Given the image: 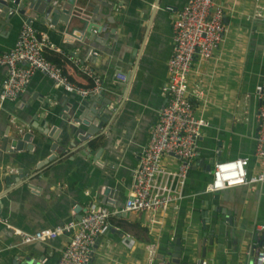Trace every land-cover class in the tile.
Here are the masks:
<instances>
[{"label": "crops", "instance_id": "0c3cea01", "mask_svg": "<svg viewBox=\"0 0 264 264\" xmlns=\"http://www.w3.org/2000/svg\"><path fill=\"white\" fill-rule=\"evenodd\" d=\"M187 1L159 0L157 10L162 15L158 17L154 9L157 0H115L118 24L107 25L106 30L111 28L112 33L98 32L91 40L92 47L84 42L88 35L62 21L51 23L44 13L38 15L43 17L42 22L38 17L33 19L32 25L53 44L45 53L58 58L70 80L81 86L92 81L84 70L89 68L102 86L94 94L101 92L108 98L115 115L105 132L82 146L66 127H58L60 118L50 110L61 107L67 97H83L67 94L41 72L32 75L15 100H0V216L5 220L0 222V264H19L26 255L37 264H55L69 232L47 241L23 243L13 228L34 232L65 226L77 220V205L86 210L90 204H100L98 193L104 185L119 189L121 194L129 192L139 155L148 141L149 127L156 123L165 103L161 87L167 79V61L172 52V14ZM165 6L171 10L163 9ZM215 7L224 13L223 41L209 58H195L187 78L188 88L197 86L204 91L194 107L207 125L198 140L200 155L191 163L182 198L176 208H169L164 215L145 211L129 213L133 217L122 215L130 225L121 230L111 224L107 232L99 234L88 264H149V243L156 245V260L168 264L170 256L166 252L172 251L176 239L181 247V261L195 263L201 258L203 246L202 213L207 208L209 216L220 217L221 213L213 209L217 203L229 213L224 215L230 220L220 227L217 237L211 236L212 245L207 238L203 264H254V246L264 241V184L232 186L218 191L215 198V192L206 191L212 175L205 166L248 157L249 174L263 168L254 150L257 90L264 81V0H215ZM81 13L91 15L88 8ZM24 22L25 17L18 15L12 24L2 27L0 52L14 46ZM104 23L106 19L101 18L99 28ZM107 35L112 39L104 40ZM133 50L139 52L140 62L134 67L129 94L119 99L116 86L125 80L118 76H128ZM71 58L78 64L74 65ZM5 77L6 69L0 67V91ZM50 115H54L52 120H47ZM17 127L33 134L32 143L44 140L47 155L52 153L48 150L50 144L57 145L56 160L40 167L42 173L38 177L20 187L12 182L10 187L4 180L8 174L16 175L19 169L29 167L24 174L29 178L38 170L33 164L22 162L26 151L8 152L3 148ZM75 142L77 146H71ZM43 157L37 158L38 164H42ZM163 166L176 169L178 160L165 157ZM4 192L9 193L1 196ZM85 210H81L82 215ZM217 224H221L220 218ZM216 225L206 223L207 232Z\"/></svg>", "mask_w": 264, "mask_h": 264}, {"label": "built area", "instance_id": "2783aa9c", "mask_svg": "<svg viewBox=\"0 0 264 264\" xmlns=\"http://www.w3.org/2000/svg\"><path fill=\"white\" fill-rule=\"evenodd\" d=\"M214 7L215 0H188L172 14V52L167 61V79L161 87L165 103L159 109L156 123L149 127L148 141L139 155L124 205L90 204L80 219L72 220L65 226L42 228L34 232L13 228V233L20 237L21 242L47 241L69 232L70 237L55 264H88L97 236L111 227V217L142 211L164 215L169 208L177 207L191 163L200 155L198 140L207 125L194 107L204 91L197 86L188 88V74L196 57L209 58L220 46L226 28L223 10ZM166 9L171 10V7L167 6ZM51 47V41L32 24H22L14 46L0 52V67L6 69L0 100H15L35 72H41L70 94L85 97L102 90L99 78L89 68L84 70L91 76L90 85L81 86L71 81L59 64L45 57V49ZM71 61L74 65L78 64L76 59L71 58ZM118 79L125 80V76L119 75ZM257 98L254 154L263 168L249 174L248 157L214 162L207 192L216 193L239 185L264 184V81L258 87ZM165 157H175L178 160L177 168L164 167ZM0 222L5 223L1 216ZM127 237L130 235L127 234ZM148 245L149 264H166L156 260V245ZM127 246L130 244L127 243ZM255 251L253 263L263 264L264 246Z\"/></svg>", "mask_w": 264, "mask_h": 264}, {"label": "water", "instance_id": "95a60500", "mask_svg": "<svg viewBox=\"0 0 264 264\" xmlns=\"http://www.w3.org/2000/svg\"><path fill=\"white\" fill-rule=\"evenodd\" d=\"M115 0H0V30L5 24H12L15 19H17L18 15H21L22 17H25V22L32 24L33 19L39 18V21H43V17L38 16L40 13L46 14L48 17V20L51 23L56 24L57 21L64 22L65 25H67L69 28H75L79 30V32L86 36L84 42L85 44L92 47L91 40L95 37V35L100 31H108L113 32V29H107L108 24H113L114 22L117 23L115 20L114 13L116 12V7L114 4ZM158 2L155 4L156 6L154 9H156V12L158 14V17L162 15V12H158ZM167 6L163 7V9H166ZM83 8H88L91 11V15L82 14L81 11ZM162 8V7H160ZM101 18L106 19V23L100 24L99 28V22ZM118 24V23H117ZM96 28L98 30L93 29ZM115 31L116 27H114ZM109 38L112 39V36H104V40H108ZM134 53V61L133 63L131 61H128V65L131 67V70L128 72V76H126V79L123 83L116 86L120 97L119 99H122V97H125L129 94L130 86H131V78L132 73L134 70L135 65L140 62V55L137 50H133ZM136 69V68H135ZM70 94V93H67ZM102 93L99 94H91L89 96H85L82 99L70 96L65 99V101L61 104V107L59 108H53L50 111H56L57 117L60 118L59 128L62 129V127H66L69 134H72L74 136V139H77L81 142L82 146H85L88 144L89 141L98 138V133L105 132L106 128L110 125L114 115L115 110L110 108L109 106V99L105 98ZM117 96V95H116ZM71 100V101H70ZM54 115H50L47 117V120H52V117ZM97 121L95 124L94 121ZM105 127H104V126ZM101 128H103L101 130ZM45 132V131H44ZM32 133L29 131H25V129L17 127L14 129V132L10 134V139H7L6 143L3 145V148L7 150L8 152H12L13 150H16V152L20 151H26V155L22 158V162L25 164H33L35 166L36 170L34 173L30 174L28 177L25 178L24 174L29 172V167L27 169H19L17 171V174H8L5 176V184L7 186L11 187V183L15 182L18 183V187H20L23 183H25L28 180H31L33 178L38 177L39 174L42 172L40 171L42 166L48 165L49 163H52L54 160H56V153L55 147H53V144H50L48 150H51L52 153L45 154V148L46 143L43 140L39 141H32ZM52 135V134H51ZM50 135V136H51ZM20 137V138H18ZM77 142H75V145H71L76 147ZM91 144V142L89 143ZM80 147V146H79ZM61 150V149H60ZM39 156H44L42 159V164H38L37 158ZM206 169L209 171H212L213 164H206ZM45 176V175H44ZM16 179V181H15ZM24 179V180H23ZM27 179V180H25ZM22 181V182H20ZM15 188V187H14ZM13 188V189H14ZM11 189V188H10ZM10 191V190H8ZM9 192H4L1 194L3 196L4 194H7ZM99 197L101 198L100 204L112 206L115 205L117 207H122L125 202V198L128 196V191H124L123 194H121V191L119 189H115L114 187L110 185H104L102 187V190L98 193ZM215 198L217 197V192L215 193ZM216 209V212H220V217L217 215H211L209 216L207 208L203 211V222H202V229L203 237H202V252H201V258L195 263H189L188 261H181V247L179 245V239H176L173 245V249L171 252H166L167 255L170 256L168 264H203L206 256V240L208 238V244H213V238L218 236V230L223 225L225 226V221H229L230 219L226 218L224 214L229 215L228 212H225L221 209L220 204L214 205L213 209ZM81 210H85V208H82L80 205H77L75 207L74 212L76 213V218L80 219L82 214ZM123 216H128L129 212L122 213ZM224 215V216H223ZM220 218L221 224H217L218 220ZM206 223H212L213 225H216L211 232H207L206 230ZM213 238H212V237ZM264 237V234L261 236ZM258 239V236H255V240ZM264 246V241L259 242L257 246H254V250H257L258 248H261ZM188 250V249H187ZM186 254L189 255V253L186 252ZM186 255V256H188ZM163 260L165 259V255H162ZM24 261L20 262L19 264H37V261L35 262L30 255L24 256ZM165 261V260H164ZM18 264V263H16ZM218 264H224L222 262H218Z\"/></svg>", "mask_w": 264, "mask_h": 264}, {"label": "trees", "instance_id": "16d2710c", "mask_svg": "<svg viewBox=\"0 0 264 264\" xmlns=\"http://www.w3.org/2000/svg\"><path fill=\"white\" fill-rule=\"evenodd\" d=\"M44 55H45V57L47 58V59H49V60H51V61H53V62H55V63H57V64H59L60 65V60L58 59V58H55V56H48L46 53H45V51H44ZM116 217H111L110 218V224H114V225H117L121 230H124V228L126 227V226H128V225H130V224H128V223H126V220H125V218H123V217H119V219H115ZM137 227H139L138 226V223H137ZM142 229V228H141ZM144 231H145V229H144ZM124 233H126V232H124ZM142 233V232H141ZM130 235V234H129ZM142 237H144V236H142ZM143 241H148L146 238H141ZM150 244V243H149Z\"/></svg>", "mask_w": 264, "mask_h": 264}, {"label": "rangeland", "instance_id": "374dc122", "mask_svg": "<svg viewBox=\"0 0 264 264\" xmlns=\"http://www.w3.org/2000/svg\"><path fill=\"white\" fill-rule=\"evenodd\" d=\"M134 214H130L129 217H133Z\"/></svg>", "mask_w": 264, "mask_h": 264}]
</instances>
